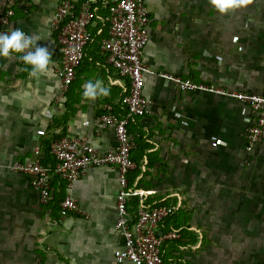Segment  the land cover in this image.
Segmentation results:
<instances>
[{
  "label": "crops",
  "instance_id": "0c3cea01",
  "mask_svg": "<svg viewBox=\"0 0 264 264\" xmlns=\"http://www.w3.org/2000/svg\"><path fill=\"white\" fill-rule=\"evenodd\" d=\"M11 1L0 0V14L11 10V28L41 38L38 45L52 53V71L35 79L18 57L0 58V264H120L114 256L124 242L115 228L120 187L116 167L89 168L69 192L65 182L54 177L55 199L49 205L40 203L30 177L13 171L18 164L48 161L44 143L55 136L86 139L100 155L116 147L114 128L99 120L105 106L124 116L129 90L128 81L119 77L102 50L110 31L111 0H69L77 11L91 1L95 16L92 40L60 104L55 98L62 80L61 47L52 23L65 0H13L10 8ZM143 1L151 19L143 52L149 111L129 125L139 167L130 200H139L138 209H175L160 234L175 231L179 223L188 227L184 246L176 244L180 239L164 244L163 264H214L213 255L223 250L226 258L231 244L241 242L238 237L260 241L264 217L257 211H264V140L251 152L246 150L245 130L256 121L246 105L229 95L182 93L162 74L264 95V0H251L227 15L216 12L208 0ZM109 78L107 97L84 99L86 82L100 79L108 86ZM46 165L54 168L51 162ZM228 190L244 202H235L237 206L255 210L241 216L243 228L237 231L230 224L220 229L222 219L237 218L236 211L224 212L227 202L222 198ZM67 194L80 212L61 208V197ZM131 217L136 220L133 213ZM222 237L227 243L218 249Z\"/></svg>",
  "mask_w": 264,
  "mask_h": 264
},
{
  "label": "built area",
  "instance_id": "2783aa9c",
  "mask_svg": "<svg viewBox=\"0 0 264 264\" xmlns=\"http://www.w3.org/2000/svg\"><path fill=\"white\" fill-rule=\"evenodd\" d=\"M14 2L13 0L10 2V8ZM110 3V31L108 37L102 41V50L108 54V61L119 77L128 81L129 90L124 100L127 107L125 115L119 117L113 113L111 106H105V112L99 120L102 124L114 128L116 147L100 155L86 139L61 136L50 142L51 153L56 161L53 169L37 160L18 164L13 171L30 177L31 186L38 194L40 203L49 205L55 199L52 193L54 177L64 181L69 192L89 168L116 167L120 173V187L117 193L115 228L122 234L124 242L122 247L115 250V259L120 264L125 261L132 264H163L164 244L181 237L178 231L159 233L161 224L174 214L175 209L142 206L138 209L134 221L129 207L133 192L129 186L128 175L136 169V163L132 158L134 140L130 135L129 125L135 119L144 117L149 111V101L144 95V75L148 68L143 61V52L149 42L150 11L143 0H111ZM93 12L91 1L85 2L79 11L69 0L58 6L52 23L53 29L59 31L61 47L62 80L55 98L58 104L64 100L75 81L77 69L84 59L85 49L92 40L90 26L95 16ZM11 15V10L0 14V33H7L13 29L10 27ZM20 63L23 64L22 60ZM162 76L182 93L210 92L229 95L246 105L256 117L255 123L245 130L246 150L251 152L264 140V95L250 94L240 89L227 90L222 86L198 82L190 77L171 73H163ZM183 116L191 118L187 113H183ZM61 208L66 212H80L78 204L70 194L61 202Z\"/></svg>",
  "mask_w": 264,
  "mask_h": 264
},
{
  "label": "clouds",
  "instance_id": "9594fccd",
  "mask_svg": "<svg viewBox=\"0 0 264 264\" xmlns=\"http://www.w3.org/2000/svg\"><path fill=\"white\" fill-rule=\"evenodd\" d=\"M208 3L219 14L227 15L245 8L251 0H208ZM40 39L38 35H28L19 28L0 33V58L11 60L18 57L30 69L32 78L48 77L52 71V53L49 48L38 45ZM111 83V78L108 86L100 79L89 80L84 84V99L95 102L99 97H107Z\"/></svg>",
  "mask_w": 264,
  "mask_h": 264
},
{
  "label": "rangeland",
  "instance_id": "374dc122",
  "mask_svg": "<svg viewBox=\"0 0 264 264\" xmlns=\"http://www.w3.org/2000/svg\"><path fill=\"white\" fill-rule=\"evenodd\" d=\"M232 189L234 190V187H232ZM222 199L225 202H227L226 210H224V212L228 214L229 211L231 212L234 211V213L236 211L235 214H237L236 215L237 218L235 219L232 217L230 220H228L231 223H229L227 220L222 219L223 225L221 226V228L220 227L219 228L221 230H225L226 228H229L231 225L232 228L233 227L235 228L233 230L237 231L242 229L243 227L240 226V222L244 218H242L241 216L245 217L248 214H251L250 213L251 211H255V210L250 209L251 206L249 207L245 205L237 206L235 202L240 203L242 200H240L239 198L235 199V193L232 190H228L225 197ZM230 207L232 209H230ZM237 208H239V210L241 209V211L235 210ZM216 212L219 213L217 210ZM257 212L262 218L264 217V211L258 209ZM225 222H227V226L225 225ZM236 224H238L239 226ZM261 229H264V226L262 225L259 226V230H258L259 232L258 238L260 239L259 242L249 241L247 240L246 235H242L241 237H238L240 238L241 242H233L231 244L232 251L226 254L227 256L226 258L224 257L225 254H223L224 253L223 250L222 251L220 250V252H218L216 255H213L212 258L214 259L213 260L214 264H264V233L262 232ZM226 240H227L226 237H222L221 240L218 242L219 244L218 243L216 244V247L218 249H222V247H224L227 243ZM220 255L222 258L220 257Z\"/></svg>",
  "mask_w": 264,
  "mask_h": 264
},
{
  "label": "trees",
  "instance_id": "16d2710c",
  "mask_svg": "<svg viewBox=\"0 0 264 264\" xmlns=\"http://www.w3.org/2000/svg\"><path fill=\"white\" fill-rule=\"evenodd\" d=\"M109 14H110V11H109ZM103 17L105 18L106 17V15H103ZM107 38V37H106ZM57 138H60V137H56L55 136V139H57ZM50 144H49V142H45L44 143V155H45V157H44V159H48V161H46L45 162V160L42 162L44 165H46V164H48L49 162H51V164H52V166L53 167H55V165H56V161H55V159H54V157H53V155H51L50 154ZM52 157V158H51ZM132 158H133V155H132ZM134 160V159H133ZM135 162V161H134ZM47 166V165H46ZM138 168L139 167H136V169L134 170V171H132L130 174H129V178H128V180H129V186H130V189L131 190H135V187H134V183H135V181H136V179H137V177H138V172H139V170H138ZM65 190V186L63 187V191ZM62 199H61V201H60V204H61V202L64 200V196L63 197H61ZM138 206H139V200H137V199H131L130 201H129V207H130V212L131 213H133L135 216H137V213H138ZM173 216V215H172ZM171 217V216H170ZM169 218V217H168ZM167 218V219H168ZM162 225V224H161ZM181 226H183V224H181V223H179L178 224V228H176V229H174L175 231H178L180 234H181V237H180V240H179V242L177 243L176 242V244H180V245H182V246H184L186 243H185V237L186 236H189V234H190V232L188 231L189 229H188V227H181ZM162 227H163V225H162ZM184 235V236H183ZM192 244L194 245V244H196V239L194 238L193 239V241H192ZM162 259H163V257H162Z\"/></svg>",
  "mask_w": 264,
  "mask_h": 264
}]
</instances>
